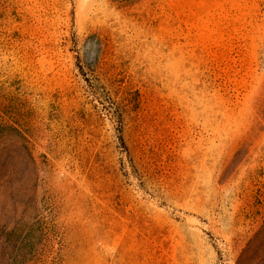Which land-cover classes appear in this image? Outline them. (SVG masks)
Here are the masks:
<instances>
[{
  "label": "rangeland",
  "instance_id": "obj_1",
  "mask_svg": "<svg viewBox=\"0 0 264 264\" xmlns=\"http://www.w3.org/2000/svg\"><path fill=\"white\" fill-rule=\"evenodd\" d=\"M264 0H0V264H264Z\"/></svg>",
  "mask_w": 264,
  "mask_h": 264
},
{
  "label": "trees",
  "instance_id": "obj_2",
  "mask_svg": "<svg viewBox=\"0 0 264 264\" xmlns=\"http://www.w3.org/2000/svg\"><path fill=\"white\" fill-rule=\"evenodd\" d=\"M113 2L115 3H128V2H136V1H139V0H112ZM263 114H264V110H263Z\"/></svg>",
  "mask_w": 264,
  "mask_h": 264
}]
</instances>
